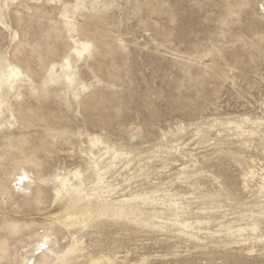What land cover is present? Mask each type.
<instances>
[{
	"label": "rangeland",
	"instance_id": "obj_1",
	"mask_svg": "<svg viewBox=\"0 0 264 264\" xmlns=\"http://www.w3.org/2000/svg\"><path fill=\"white\" fill-rule=\"evenodd\" d=\"M262 3L0 0V78L10 65L19 76L0 84V264L26 263L39 241L30 264H81L63 258L72 234L114 264H264V239L236 231L256 223L264 237L261 180L244 179L264 166V125L240 120H264ZM75 170L98 200L148 203L135 222L107 210L84 230L62 225L54 181Z\"/></svg>",
	"mask_w": 264,
	"mask_h": 264
},
{
	"label": "bare ground",
	"instance_id": "obj_2",
	"mask_svg": "<svg viewBox=\"0 0 264 264\" xmlns=\"http://www.w3.org/2000/svg\"><path fill=\"white\" fill-rule=\"evenodd\" d=\"M49 1H57V0H49ZM262 5L264 8V0ZM76 47L78 48L77 45ZM76 50L78 53L85 51L86 50L85 45L82 48ZM8 69L9 70L7 72L6 81L2 82L0 78V84L9 83L10 85L13 86L19 79L18 72L15 70V68H13L12 65H10ZM240 120L244 122L246 121L249 124L255 126L264 125L263 119L256 118V120H253L249 117H244L243 119ZM226 125L235 127L236 129L240 130L242 134H247L251 136L256 134L255 130L251 129L250 127L244 126L243 122L229 120ZM89 141L92 149L100 142V139L96 135H93V136H89ZM112 150L114 154L118 156V150H116L115 148H112ZM254 161L255 159H253V162ZM88 167L89 169L96 170L97 180H98L96 185L99 186L102 183L103 178L105 177V176L103 177V175L106 173V171L101 170V168L98 169V165L95 163L93 165L90 164ZM256 167H257L256 165H250L247 171L244 173V179L245 182H247L249 178H256L259 176L261 180L259 186L262 189L261 191H264V166L261 164L259 168ZM60 174L56 176L53 186V193L55 198L58 201L59 200L63 201V209L60 212L57 221L60 224L66 225L67 227L72 229L84 230L85 228L90 226V224L93 222V220H95V218L104 216L107 210L112 211L113 214L116 215V219H118V221L123 219L129 220L131 217H133L135 222L137 220V215L140 214L142 210L138 205L139 201H141L142 203L146 202V204L148 203V196L146 194L136 195L131 198L124 197L121 198L120 201L115 200L113 203H111L110 200L108 201V199L98 200L99 198H96L91 193L84 191L85 188L84 180H83L84 177H83V173H81L80 170H75L73 173H71V171H68L66 173L63 172ZM30 176H31V172L25 168H22L15 178L17 187L20 189L26 188L27 184L31 180ZM108 192L109 194H107V196L110 195V190H108ZM94 200H98V201L94 203L93 202ZM172 205L176 210H180L183 207H185L184 204L181 205L179 202H173ZM175 215L177 216L176 226L178 229H180V231H182L181 228L187 230L191 226L190 221L184 218H178L179 216L177 214ZM130 222L133 221L130 220ZM198 223H202V221H198ZM258 229H259V224L253 223L245 226H240L236 229V231L239 234L251 232L253 234L252 236L242 239L244 241H248V239H252L255 240V242H259V241H263L264 237L260 235L259 236L255 235ZM82 242L83 241L81 239H79L77 236L72 234V240L69 243H67L63 251V258L64 259H66L67 257H75L76 259L82 258L83 262L81 264H114V259L104 254L100 256H94L92 254L85 255L86 249L83 247ZM33 247L34 248L32 249V257L27 259V262L24 264H30L32 258H34L35 256H41L43 253H45L46 242L39 241ZM31 264H34V262H31Z\"/></svg>",
	"mask_w": 264,
	"mask_h": 264
},
{
	"label": "snow or ice",
	"instance_id": "obj_3",
	"mask_svg": "<svg viewBox=\"0 0 264 264\" xmlns=\"http://www.w3.org/2000/svg\"><path fill=\"white\" fill-rule=\"evenodd\" d=\"M90 47V45H85V49L87 50ZM15 74V73H13Z\"/></svg>",
	"mask_w": 264,
	"mask_h": 264
}]
</instances>
